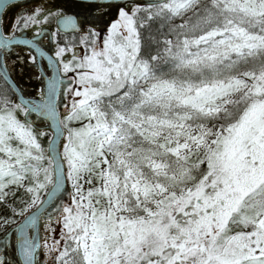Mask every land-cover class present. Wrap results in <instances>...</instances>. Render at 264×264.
I'll return each mask as SVG.
<instances>
[{"label":"snow or ice","instance_id":"1","mask_svg":"<svg viewBox=\"0 0 264 264\" xmlns=\"http://www.w3.org/2000/svg\"><path fill=\"white\" fill-rule=\"evenodd\" d=\"M0 264H264V0H0Z\"/></svg>","mask_w":264,"mask_h":264}]
</instances>
